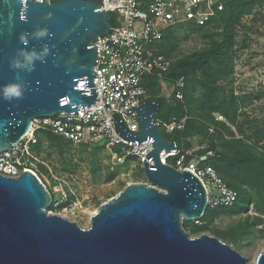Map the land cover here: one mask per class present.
Listing matches in <instances>:
<instances>
[{
	"label": "water",
	"instance_id": "water-1",
	"mask_svg": "<svg viewBox=\"0 0 264 264\" xmlns=\"http://www.w3.org/2000/svg\"><path fill=\"white\" fill-rule=\"evenodd\" d=\"M102 0H0V153L21 141L36 117L95 104L96 39L115 20ZM139 131L115 116L117 132L150 141L149 182H130L91 215L89 227L49 210L52 194L31 170L0 172V264H264L221 238L191 236L184 220L208 206L202 180L164 163L176 150L157 125L154 99L136 108Z\"/></svg>",
	"mask_w": 264,
	"mask_h": 264
},
{
	"label": "built area",
	"instance_id": "built-area-1",
	"mask_svg": "<svg viewBox=\"0 0 264 264\" xmlns=\"http://www.w3.org/2000/svg\"><path fill=\"white\" fill-rule=\"evenodd\" d=\"M102 4L101 9L115 14L116 22L109 34L94 42L97 50L94 82L98 99L95 104L84 105L78 111L34 118L24 138L0 153L2 174L16 177L24 170H31L40 177L37 168L43 161L35 151L39 131L51 132L75 144L103 143L118 161L135 157L143 163L152 143L145 141L138 145V141L120 135L113 118L118 116L130 130L139 131L135 108L149 97L144 86L145 78L153 76L170 84L168 74L172 60L159 48L165 31L186 23L210 24L224 10L226 0H102ZM244 21L241 18L236 26L234 78L238 82L242 77L240 62L244 61L239 62V58L245 54L257 78L255 84L264 87V43L251 48L241 44L239 31ZM170 85V101L175 105L185 98L186 78L182 76ZM237 86H241L239 82ZM187 118L188 115L169 120L156 119V123L167 132H173L184 129ZM217 120L226 121L224 115H217ZM214 129L210 127L211 131ZM207 148L205 143L200 145L198 150H206L200 154L183 149L176 142V150L162 152L161 158L179 170L192 171L202 180L208 195L207 208L231 207L238 201V191L228 185L213 165L206 163L214 155V151ZM74 195L70 189H63L61 201L52 198V206L62 209L55 213L68 219L78 215L83 204L77 197L72 198ZM249 213H254L253 208ZM196 220L201 222V219Z\"/></svg>",
	"mask_w": 264,
	"mask_h": 264
},
{
	"label": "rangeland",
	"instance_id": "rangeland-1",
	"mask_svg": "<svg viewBox=\"0 0 264 264\" xmlns=\"http://www.w3.org/2000/svg\"><path fill=\"white\" fill-rule=\"evenodd\" d=\"M242 18L245 21L239 31L241 44L244 43L251 48L253 45L264 43V0ZM212 31L218 32L213 28L201 30L183 24L168 32L167 40H163L161 45L162 47L169 45L172 48L170 58L177 61L207 47L210 44L209 34ZM159 48L161 49L160 45ZM239 62L242 68L240 72L242 77H239L238 81L241 85L239 88L234 78L235 70L231 75L218 81L226 95L233 93L236 97L235 123H231L221 112L211 111L207 103L203 105L202 89L198 86L194 90L197 99L194 104V112H196L194 116L204 120L213 116L217 120V115H224L226 121L221 122L228 125L234 134L228 133L221 127L222 125L212 123L211 126H219L226 139L236 141L235 148L230 151L237 154L240 151H247L248 147H253L251 150L258 154L264 151V87L255 84L257 78L245 54L241 55ZM153 84L147 82L145 85L147 89L152 90ZM235 90L239 94H236ZM147 92L149 96L158 94L156 87ZM209 132L215 133L210 129ZM174 136L176 131L168 133V137ZM38 138L35 151L43 161L37 168L39 176L50 190L54 201H61L63 189H70L75 193L72 198L77 197L82 201L83 207L78 215L70 217L83 227H89L91 215L102 203L123 190L128 183L149 182L144 173L143 163L138 158L126 157L124 162L118 161L114 158V153L103 143L75 144L65 139L67 142L59 144L52 141L44 131L38 133ZM183 139L190 151H198V147L203 143L209 145L212 142L210 138L204 140L201 134ZM221 140V137L216 135L213 141L219 143L218 147H221ZM207 209L204 221L202 218L201 222L184 220V225L191 236L202 233L215 235L242 252L250 262H253L264 250V215L255 208L253 214L249 211L244 214H232L228 211L229 207H221L216 212ZM49 210L62 211L61 207L52 205ZM245 222L249 223L247 230L243 229Z\"/></svg>",
	"mask_w": 264,
	"mask_h": 264
},
{
	"label": "trees",
	"instance_id": "trees-1",
	"mask_svg": "<svg viewBox=\"0 0 264 264\" xmlns=\"http://www.w3.org/2000/svg\"><path fill=\"white\" fill-rule=\"evenodd\" d=\"M262 0H226V5L223 11L208 25L197 26L194 23H186L185 25L201 30L213 28L217 31H212L209 34L210 44L200 51L193 53L188 57H184L177 61L172 60L171 68L168 74L169 83L173 84L176 79L184 76L186 78V86L184 88L185 98L183 101H178L175 105L170 100L164 97H158L152 94L148 99H154L161 105L159 114L155 115V119L169 120L173 117L182 118L188 115L184 129H177L176 136L168 137V133L164 128H161L165 136L169 140L176 141L180 147L187 149L183 137H190L196 134L204 136V140L211 139V144L207 149L213 150L214 155L210 156L206 163L213 165L218 173L225 179L228 185L238 191V201L235 205L229 207V212L232 214L247 213L253 206L259 213L264 215V151L255 153L248 147L247 151L234 153L235 140L226 139L220 131L219 126H215L214 132L210 133L209 129L212 123L222 125L228 133L234 134L231 128L221 121L215 120L213 116L208 120L194 116L196 112L195 102L197 99L194 95V90L200 87L203 105L207 103L211 111H219L231 121L236 120V97L226 95L224 88L218 83L221 78L227 77L234 72V45L236 43V26L240 22L243 15L251 13L253 8L261 3ZM116 22V16L112 13ZM183 24L179 25L182 26ZM173 28L165 31L163 40H167V33ZM161 50L168 57H171L172 48L165 45ZM152 77V76H150ZM154 83L158 79L153 77ZM157 80V81H156ZM201 100V98L199 99ZM201 105V106H203ZM43 132V131H42ZM48 137L57 143H62L65 138L55 135L51 132L44 131ZM38 133H41L39 131ZM216 135L221 137L220 145L214 140ZM203 140V142H204ZM67 142V141H65ZM222 148V149H221ZM230 151V152H229ZM200 154L206 152L204 149L198 150ZM211 212L216 210L210 209ZM208 211V209H207ZM207 213V212H206ZM206 213L202 217L204 221ZM249 223L243 224V229L247 230Z\"/></svg>",
	"mask_w": 264,
	"mask_h": 264
},
{
	"label": "crops",
	"instance_id": "crops-1",
	"mask_svg": "<svg viewBox=\"0 0 264 264\" xmlns=\"http://www.w3.org/2000/svg\"><path fill=\"white\" fill-rule=\"evenodd\" d=\"M157 79V78H156ZM157 81V80H156ZM150 83V84H153L154 79H153V76L150 77H146L145 80H144V86L146 87V83ZM157 88V96L158 97H164V98H167V100H170V96L172 94V85L168 84L167 82H160L159 80L157 81V83H154L153 86H151L152 90L153 88ZM147 89V87H146ZM151 89H147V91H152ZM251 208L254 209V207L252 206Z\"/></svg>",
	"mask_w": 264,
	"mask_h": 264
},
{
	"label": "bare ground",
	"instance_id": "bare-ground-1",
	"mask_svg": "<svg viewBox=\"0 0 264 264\" xmlns=\"http://www.w3.org/2000/svg\"><path fill=\"white\" fill-rule=\"evenodd\" d=\"M70 220H72V219H70Z\"/></svg>",
	"mask_w": 264,
	"mask_h": 264
}]
</instances>
